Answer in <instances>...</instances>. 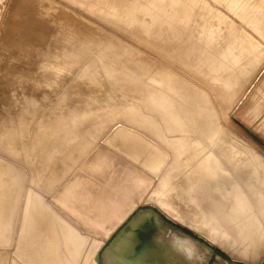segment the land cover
Returning a JSON list of instances; mask_svg holds the SVG:
<instances>
[{"label":"bare ground","instance_id":"6f19581e","mask_svg":"<svg viewBox=\"0 0 264 264\" xmlns=\"http://www.w3.org/2000/svg\"><path fill=\"white\" fill-rule=\"evenodd\" d=\"M83 1L102 7V18L122 25L118 30L144 49L111 38L51 0L35 1L34 16L22 11L23 0H0L1 54L8 43L0 57V148L15 162L0 157V264H79L81 235L56 217L47 198L102 141L158 182L107 242L92 241L82 264H207L209 248L170 231L163 218L209 237L234 261H260L262 159L224 131L216 106L228 114L245 97L243 63L256 64L258 44L241 31L240 43H226L225 33L236 35L247 25L264 36V0ZM213 5L236 15L239 29ZM179 16L199 25L173 35ZM37 41L50 60L63 58L43 73L35 62ZM7 123L14 128L5 141ZM65 194L75 196L73 188ZM56 203L95 222L65 200Z\"/></svg>","mask_w":264,"mask_h":264},{"label":"rangeland","instance_id":"374dc122","mask_svg":"<svg viewBox=\"0 0 264 264\" xmlns=\"http://www.w3.org/2000/svg\"><path fill=\"white\" fill-rule=\"evenodd\" d=\"M35 1H38L39 3L41 2V4H47V1L49 0H23L22 11L26 15L34 16L39 13L38 10L40 5L35 4ZM51 1L56 3L58 6H60V8L64 12L72 13L71 15L77 16L78 19L80 17L79 19L80 21L86 24L90 22V25H93L94 27L103 30L111 38L112 37L118 38V40H124L126 44L139 47L142 50L144 49L143 45H140V43H137L135 39H133L132 34H126L121 30H118V29H124L122 25L118 24L121 26L120 27L102 18V16L98 13V11L103 10V9H99L102 7L98 6L96 8L94 4L91 6L89 2L85 3L83 0H51ZM18 6L19 4L15 3L13 5V8L16 9ZM213 6L215 7L216 10H218L217 11L218 13L225 16V18L228 21L230 22L232 21L233 23H235V26L237 27V29H239V26H241L240 23L241 20L238 19L240 21L239 22L237 20L236 15H232L231 13H228L223 7L221 8L217 5H213ZM103 8L106 7L103 6ZM1 14H2V9L0 8V15ZM86 21H88V23ZM193 23L198 24V21L194 22L193 20L190 19L189 20L182 19L179 16L177 18V21L173 23L174 26L173 35H179L182 33L179 27L181 28L189 27L190 30H192L194 25ZM3 24L5 26V22ZM112 25L117 28L115 29V27H112ZM242 26L240 28L241 30H238V33L236 35L231 32H226L225 42L227 43L228 41H230L237 43L239 41L240 43L238 37L239 36L241 37V32H244L245 34H247V36L250 39H252V37L255 38L256 40L255 42H257L258 44L256 49L259 55V59L255 65H253L252 59L250 58L247 63H243L244 66H247L246 69L248 70L245 73L244 79L242 80L241 83L242 84L241 88L243 87L245 92V97H243L244 99L243 101H241V104L235 106V108L232 107L233 109L230 108L228 114H226L225 111L226 109L222 106V104H217L216 107H217V113L218 114L221 113L220 114L221 118L222 119L224 118L223 119L224 131L230 136H232L235 140L243 144L244 146H247L249 148L251 147V149H254L255 150L254 153L259 157V159L260 158L262 159V160L260 159L261 160L260 166L262 169H264V165H263L264 163V36L261 37V35H258V33H256L255 31L254 32L250 31L251 29H249L250 27H248L247 25H246L247 27L245 25ZM153 27L154 26H150L149 29L155 30ZM106 30H108L109 32ZM253 33L255 36L252 35ZM78 39H79L78 35L72 38L73 41H78ZM6 44L8 43L2 44L3 54L0 53V57L4 55L7 49ZM32 45L38 47V49L40 50L38 51L40 52L41 55H39L38 56L39 58L35 60V62L38 64L37 72L39 73L46 72L45 68L47 67V65L49 64L53 65V63L55 64L56 61H60L63 59V58L54 57L53 59L50 60L51 57L49 55L50 51L46 47H44L43 44H40L37 41ZM46 45L48 46L49 43H46ZM70 47H72V45ZM70 47H68L65 50L70 49ZM220 47L224 48L223 46ZM46 50L48 51L44 53ZM257 53L254 55L255 57L257 56ZM3 76L0 77V79L2 78L0 82L5 81V78H3ZM1 86L2 85H0V87ZM18 98H21L20 95ZM16 105L20 106L19 110L23 108V103L21 101L18 102ZM7 106H11V103H9ZM12 110H14V107L12 108ZM251 112L253 113L252 117L250 116ZM9 124L10 123H7L4 126L5 129H8L6 130L8 133L4 138L5 141L8 135H12L11 129L14 128V124L13 125H11L12 123L10 125ZM120 124L127 126L130 125L129 123L124 121H122ZM1 143H3V139H0V144ZM110 148L112 147H110L108 144L102 141L96 153L91 157V159H89V161H87L83 165V167L80 170H78V172L74 175V178L73 177L69 178L61 187L56 189V191L53 193L51 197L47 198L50 208L53 211H55L54 212L55 215L58 213L56 217L59 220L63 218L61 220L63 223L67 224L68 226L71 225L70 227L76 230L79 236L81 235L80 236L81 239L78 246L79 253L77 255L78 258L77 262L79 264H82L83 263L82 260L85 258V256H87L92 251L91 248L93 247L92 241L102 240L104 242H107L108 239L111 237L112 233L116 230V228H118L121 225V223L139 204L143 203V200L148 196L152 188L158 182L157 176H155L152 173L149 174V172L145 171L139 165L134 164L133 162L125 158L117 150H115L114 148L112 149ZM0 157L5 161H10L15 163L14 160L11 159V156L7 155V153L2 148H0ZM98 159L99 162L97 161ZM78 180L80 183L78 182ZM70 188H73L75 192L74 198L71 199L65 194L66 189H70ZM57 200L67 201L69 204L72 205L73 208L78 209L81 212L92 216L95 222L94 223H89L88 221L86 222V220L80 218L78 215H75L70 210L58 206L56 203ZM176 225L182 227L189 234L194 235L196 238L201 239L202 241L206 242L209 245L213 243L214 246L212 245L211 246L217 251V253L212 258L210 264H226L224 263V260H226L228 256L217 248V246L219 247L217 243H215L207 236H201L207 240L209 239L208 241L211 243L210 244L205 239L195 235L192 231H189L187 228L179 224ZM221 240H223V238ZM219 248L221 249V247ZM221 250L224 251L223 249ZM224 252L227 253L226 251ZM61 253L64 254V251ZM219 254H222L224 257L221 259L219 257ZM236 259L245 262H250L253 264H258L263 259L260 264H264V255L263 258H261V260L258 261L257 263L244 260L243 258L240 257H237ZM233 264H244V263L236 261Z\"/></svg>","mask_w":264,"mask_h":264},{"label":"water","instance_id":"95a60500","mask_svg":"<svg viewBox=\"0 0 264 264\" xmlns=\"http://www.w3.org/2000/svg\"><path fill=\"white\" fill-rule=\"evenodd\" d=\"M163 218V217H162ZM163 221H164V226L165 225H167V226H165V227H169V229H170V231H172V232H174V231H181V232H183V233H186V234H189L185 229H183L182 227H179L178 225H176L174 222H172V221H170V220H168V219H166V218H163ZM172 229V230H171ZM174 229V230H173ZM189 235H191L193 238H195L196 240H198L200 243H202L203 245H206L208 248H209V250L211 251V256H210V258H209V260H208V262H207V264H210L211 263V260H212V258L216 255V253H217V251L211 246V245H209V244H207L206 242H204V241H202L201 239H199V238H196L194 235H192V234H189ZM220 250V249H219ZM221 251V250H220ZM222 252V251H221ZM219 257L222 259L223 257H222V254H219ZM234 262H236V261H234L231 257H229L228 256V259L227 260H224V263H227V264H233ZM100 264H104L102 261L100 262ZM244 264H247V263H244Z\"/></svg>","mask_w":264,"mask_h":264},{"label":"flooded vegetation","instance_id":"af4514ba","mask_svg":"<svg viewBox=\"0 0 264 264\" xmlns=\"http://www.w3.org/2000/svg\"><path fill=\"white\" fill-rule=\"evenodd\" d=\"M222 257H224V256L222 255ZM227 259H228V258H227ZM227 259H226V260H227ZM226 264H227V263H226Z\"/></svg>","mask_w":264,"mask_h":264}]
</instances>
